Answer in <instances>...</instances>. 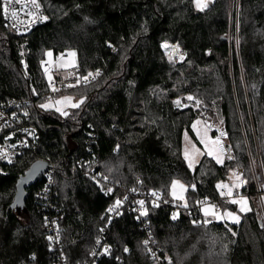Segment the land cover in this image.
<instances>
[{
  "label": "trees",
  "instance_id": "obj_1",
  "mask_svg": "<svg viewBox=\"0 0 264 264\" xmlns=\"http://www.w3.org/2000/svg\"><path fill=\"white\" fill-rule=\"evenodd\" d=\"M40 2L47 19L28 32L11 30L0 9V103L29 100L23 108L39 132L35 147L0 173V264H264L258 203L239 223L216 221L200 207L205 198L229 205L218 183L237 166L253 199V162L264 169V0H212L204 8L194 0ZM165 42L177 43L183 58L172 59ZM69 50L73 75L54 76L90 77L59 94L81 100L62 114L42 107L59 96L48 95L44 63L48 52ZM200 116L220 122L234 159L204 154L189 166L183 137L199 144L192 123ZM40 161L53 172L26 189L18 209L17 179ZM89 170L114 193L103 194ZM176 178L188 186L185 202L170 196ZM137 187L160 189L164 199L147 207L146 219L129 210L109 218L116 198ZM169 200L180 208L175 218ZM58 213L62 244L54 249L44 224ZM101 235L112 254L95 253Z\"/></svg>",
  "mask_w": 264,
  "mask_h": 264
},
{
  "label": "built area",
  "instance_id": "obj_2",
  "mask_svg": "<svg viewBox=\"0 0 264 264\" xmlns=\"http://www.w3.org/2000/svg\"><path fill=\"white\" fill-rule=\"evenodd\" d=\"M5 4L6 0H0V9L3 18L6 21L7 26L17 33L28 32L46 20V14L40 0H35V4H33L32 0H19L18 4L15 2V0H13L12 4L7 5V13H5L3 10ZM12 11L17 12L15 17L11 15ZM163 48L167 50L164 43ZM178 53L173 54L175 56L171 55V58L182 59L183 54L180 50ZM67 55L68 51L58 52L54 55V64H51L49 61H45L44 63L45 75L49 86L48 95H59L66 88L79 83H86L89 80L90 76L81 77L79 75V71H77L78 79L73 77L62 78L54 76V73L59 70L56 62ZM52 71L55 72L51 73ZM48 72L51 74L50 76L48 75ZM29 103L30 101L27 99H12L8 102L0 103V173L3 171L4 165L15 163L24 152L29 150V148H34L38 142V128L29 121L31 113L27 110V108H23L24 104ZM52 172V168H50L45 174H51ZM235 173L237 175H241L243 170L240 167H236ZM86 177L94 181L101 192L106 196L112 195L114 193L115 189L113 185L108 184V182L106 183L104 176H102L99 172L95 170H89L86 172ZM52 184L53 181L49 179L46 183V191L49 190ZM141 184V180L138 179V185ZM220 190L221 198L228 200L233 197L241 196L243 192V189L239 188H235L232 194H229L225 187L221 188ZM257 191L260 195L264 196V185L258 188ZM245 194L248 196V193L245 192ZM163 199L164 195L160 189L143 190L138 187L132 188L125 194L118 196L115 203L109 206V218L113 219L121 217L126 210H129L134 212L139 219H146L148 216L147 207H155L161 201H163ZM117 201L120 202L118 205ZM141 201H143V204L140 203ZM165 203L173 206L171 209L173 218L180 214V208L176 206L175 202H171L169 200ZM200 205L201 210L205 205H212L215 208V212H218L219 206H221L219 201H211L209 198L201 200ZM63 217L64 214L62 213L53 214L48 217L44 224V229L48 232L49 240L51 241L52 247L54 249L59 248L62 244L60 220L63 219ZM214 217H216V215H214ZM148 244H150L151 253L156 254V251L149 240ZM113 249V245L106 240L105 236L101 235L97 242L95 253L112 254ZM20 264L34 263L24 262Z\"/></svg>",
  "mask_w": 264,
  "mask_h": 264
},
{
  "label": "rangeland",
  "instance_id": "obj_3",
  "mask_svg": "<svg viewBox=\"0 0 264 264\" xmlns=\"http://www.w3.org/2000/svg\"><path fill=\"white\" fill-rule=\"evenodd\" d=\"M212 0H200L201 4H208ZM194 4L197 7V0H194ZM200 8V7H197ZM204 8V7H203ZM175 43V42H174ZM179 47V46H178ZM180 48L177 52H179ZM170 56L173 55V52L168 51ZM177 52L175 54H177ZM51 56H47L46 61L54 64V55L52 52ZM180 54V53H178ZM175 56V55H173ZM77 58L74 50H69L68 55L62 59H59L56 62V65L63 72L65 76H72L74 73V67L76 65ZM52 71L51 73H54ZM48 75L51 74L48 72ZM81 103L80 99L71 97L70 95H59L56 97H49L46 101L42 103V107L46 109H54L62 114H66L71 108L77 107ZM76 105V106H73ZM192 129L197 137L199 144H197L194 139L191 138L187 133H184L183 137V154L189 164L190 167H193L204 154H208L213 157L218 163H223L225 159L234 158L233 151L227 147L229 143L226 138L225 131L220 124V122L215 123L214 120H209L208 118L198 117L192 123ZM221 130V131H220ZM212 131H215L216 135H213ZM219 138V143H214V141ZM253 162V160H251ZM240 167V166H237ZM243 170L241 175H237L234 171H231L228 175V179L220 181L218 183L219 189L225 187L228 193L232 194L235 188L243 189L247 184V181L244 177L246 175V171L243 167H240ZM251 174L254 176L256 181L257 189L264 185V169L263 167H257L255 162H253L251 168ZM188 186L182 179H174L170 186V196L175 201H184L185 202V194ZM253 199L249 198L242 192L241 196L233 197L228 200V206H219V211H214V206L205 205L202 207V211L207 216H212L216 221H224L227 220L229 222L239 223L242 220L243 214L252 209V203L256 202L259 204V208L262 210V214L264 216V196L260 195L258 191L254 195ZM233 201H238V203H233ZM230 205H233L230 206ZM234 205H236L234 207ZM241 208H244V211H241ZM213 213H215L216 217H214ZM231 215H228V214ZM219 217H223L222 219Z\"/></svg>",
  "mask_w": 264,
  "mask_h": 264
},
{
  "label": "water",
  "instance_id": "obj_4",
  "mask_svg": "<svg viewBox=\"0 0 264 264\" xmlns=\"http://www.w3.org/2000/svg\"><path fill=\"white\" fill-rule=\"evenodd\" d=\"M52 164L48 161H40L32 165L30 169L21 175L16 182L15 204L18 209L24 207L27 198L26 189L37 182V180L45 174L48 169L52 168Z\"/></svg>",
  "mask_w": 264,
  "mask_h": 264
},
{
  "label": "snow or ice",
  "instance_id": "obj_5",
  "mask_svg": "<svg viewBox=\"0 0 264 264\" xmlns=\"http://www.w3.org/2000/svg\"><path fill=\"white\" fill-rule=\"evenodd\" d=\"M15 2L18 4L19 3V0H15ZM32 2H33V4H35V0H32ZM13 3V0H6V4H5V6H4V12L5 13H7V11H8V8H7V5H10V4H12ZM197 7H200V8H203V7H207V4L205 3V4H201L200 3V0H197ZM11 15L13 16V17H15L16 15H17V12L16 11H12V13H11ZM45 19H47L46 17H45ZM165 47H167V45H165ZM48 55L49 56H51V53H48ZM188 99H192V97H189ZM73 106H76V105H73ZM214 143H219V138H217V140L216 141H214ZM212 153L211 152H209V155H211ZM219 162V161H218ZM230 194V193H229ZM120 202L119 201H117V205L119 204ZM141 204H143V201H141L140 202ZM233 203H238V201H233ZM245 209L244 208H241V211H244ZM206 214H207V210H206ZM213 215H215V213H213ZM228 215H231L230 213L228 214ZM175 218V217H174ZM219 218H223V217H219Z\"/></svg>",
  "mask_w": 264,
  "mask_h": 264
},
{
  "label": "bare ground",
  "instance_id": "obj_6",
  "mask_svg": "<svg viewBox=\"0 0 264 264\" xmlns=\"http://www.w3.org/2000/svg\"><path fill=\"white\" fill-rule=\"evenodd\" d=\"M44 11H45V10H44ZM164 45H167V47H166L167 50L173 52V54H175V53L178 51V49H179L177 43L165 42ZM164 50H165V49H164ZM167 50H166V51H167ZM177 53H178V52H177ZM182 54H183V53H182Z\"/></svg>",
  "mask_w": 264,
  "mask_h": 264
},
{
  "label": "crops",
  "instance_id": "obj_7",
  "mask_svg": "<svg viewBox=\"0 0 264 264\" xmlns=\"http://www.w3.org/2000/svg\"><path fill=\"white\" fill-rule=\"evenodd\" d=\"M212 217V216H211Z\"/></svg>",
  "mask_w": 264,
  "mask_h": 264
}]
</instances>
